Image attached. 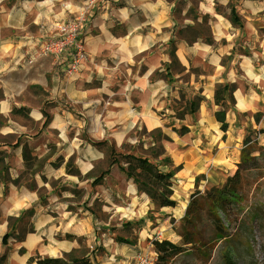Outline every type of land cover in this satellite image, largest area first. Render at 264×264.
Returning <instances> with one entry per match:
<instances>
[{
	"label": "crops",
	"instance_id": "obj_1",
	"mask_svg": "<svg viewBox=\"0 0 264 264\" xmlns=\"http://www.w3.org/2000/svg\"><path fill=\"white\" fill-rule=\"evenodd\" d=\"M232 8L240 25L232 23ZM205 16L207 32L196 40L179 33L200 30ZM81 17L87 60L77 71L36 54L45 30ZM263 64L264 0H0V255L7 252L8 264H29L36 253L58 257L84 238L91 264H137L146 251L144 235L138 243L118 242L112 228L141 218L151 201L130 180L135 190L125 200L139 214L110 213L117 197L110 206L107 191L114 188L104 186V177L114 164L107 168L106 146L96 143L106 140L124 154L137 146L147 151L156 130L166 137L161 143L170 165H159L162 156L151 161L163 171L176 168L175 205L158 207L155 224L145 225L152 226L153 239L186 245L171 223L160 221L175 217L177 206L181 221L195 190L218 192L235 171L246 129L257 127L254 113L264 112ZM219 83L234 90L216 103ZM193 97L198 102L191 114ZM44 103L50 120L42 126ZM23 144L42 163L39 171L24 173ZM69 160L79 175L66 173ZM94 172H104L100 184L92 185ZM25 225L22 241L1 243L5 233ZM152 248L147 252L155 254Z\"/></svg>",
	"mask_w": 264,
	"mask_h": 264
},
{
	"label": "trees",
	"instance_id": "obj_2",
	"mask_svg": "<svg viewBox=\"0 0 264 264\" xmlns=\"http://www.w3.org/2000/svg\"><path fill=\"white\" fill-rule=\"evenodd\" d=\"M232 23L240 25L237 21L233 8L230 12ZM208 17H203V25L200 30L187 32L180 30L179 33L185 36L189 42L196 40L199 34H202L204 25L207 23ZM204 40L212 43L213 40L206 36ZM174 49L171 50L173 55ZM234 86L229 84H217L214 92V101L219 103L231 97ZM198 97H193L187 105V111L193 113L197 107ZM44 103L42 114L45 126L50 115L47 113ZM25 109L24 107H21ZM178 108H182L179 106ZM27 110V109H25ZM185 108L176 109V116L181 117L184 114ZM16 112V110H12ZM216 118L221 122V128H226L224 112H216ZM256 128H247L246 134L242 140L239 159L236 163V169L225 178L224 184L218 192L214 188L195 190L186 204L184 214L181 218V226L176 228L173 226L178 236L184 237L192 235L196 237L202 246V256L207 259L212 257L214 251L216 253L217 264H238L236 259L239 258L238 244L246 248H250L253 240V225L254 218L260 216L262 210V200L264 198V144H260L259 136L264 134V112H256L253 115ZM181 133V131H179ZM154 138V145L147 148L146 156H137L132 153L120 154L113 150V145L108 144L106 140L99 141L97 145L106 146L109 150L107 156L108 168L114 163L120 164V169L132 178L137 186V192H144L148 195L151 203L157 207L174 206L175 201L172 199V177L176 170L168 169L163 171L158 164L152 162V159H157L163 153L162 139H166L165 135L160 130L150 133ZM16 141L15 145L18 144ZM22 158L24 165V173H35L40 170L42 163L36 160V157L30 153L26 144L22 145ZM71 160V159H70ZM66 164V173L79 175L76 167L71 165V161ZM120 162H123L120 163ZM159 165H170V159L162 156L159 160ZM4 168V166L2 167ZM104 173V172H103ZM103 173L95 176L92 185L101 183ZM30 188H34L32 184ZM249 202L248 205L246 203ZM251 214H249L248 209ZM24 214H32V210H26ZM125 224H138L137 222L127 221ZM26 225L18 232L13 230L5 233L1 239V243L5 244L9 237H12L16 242L23 240L27 231ZM78 242L80 247L72 249L70 252L63 253L58 257L41 256L39 253L28 258V263L36 261L37 264H91L90 258L87 256L88 249L81 245V240ZM116 241L131 243L132 240L123 237H117ZM153 250L156 254L158 264H171L179 256L194 255L196 251L192 245H179L164 238L161 240L151 239ZM21 252V250H20ZM0 264L7 263V252L0 255Z\"/></svg>",
	"mask_w": 264,
	"mask_h": 264
},
{
	"label": "rangeland",
	"instance_id": "obj_3",
	"mask_svg": "<svg viewBox=\"0 0 264 264\" xmlns=\"http://www.w3.org/2000/svg\"><path fill=\"white\" fill-rule=\"evenodd\" d=\"M203 32H207V28L206 25H204V30ZM3 120L0 117V125L2 124ZM264 139L260 138V142H263ZM138 151L137 152H132L133 154L137 155V156H146L147 151L145 148H142L141 146H137ZM114 151H117L116 149L113 148ZM163 153L161 154V156L164 155V149L161 150ZM116 153H120V154H124L123 152H116ZM131 153V152H130ZM109 154V150L106 147V162H107V168H108V159L107 156ZM150 160H153L151 157H149ZM123 164V162H120ZM72 164V163H71ZM117 164L120 168V164L119 163H114ZM99 172L102 170V168H98ZM98 172V171H97ZM96 172V173H97ZM95 173V172H94ZM95 173V174H96ZM99 174V173H97ZM26 178L23 181H26ZM130 180L133 182L132 178H130ZM135 184V183H134ZM102 187V185H100ZM136 186V185H135ZM137 189V186H136ZM109 197V201L110 202V206L113 205V200L118 197L117 192L114 189H109L107 191ZM140 194L144 196V192H141ZM147 195V194H146ZM148 196V195H147ZM142 200H139V204L142 205ZM249 202L246 203V205H248ZM152 205V210H148L141 218L137 215V216H131L129 217V219L125 218V221H130V222H137L138 224H132V225H128V224H123V226H118L120 227L119 229L116 228H112V230H114V236L113 239L116 240L117 237H123V238H128L132 241H134L135 243H138V241L140 240V235L143 234L144 238H146V242L144 238H141V246L144 247L146 249V251L144 252L145 254L150 255L151 257H155L156 259V254L153 253H148V247L151 245L150 240L153 239L152 238V226L150 225H145L147 221H152V224H155L154 221V215L155 212L157 210V206L154 205L153 203H151ZM93 207L96 210V214L98 217H101L103 215V213L101 212V206L100 204H94ZM248 209V206L246 207V210ZM151 211V212H150ZM176 214L175 217H170L169 220H166V222L164 221H160V223H162L163 225H168L169 223L172 224V226H175L176 228H179L181 226V221H177V217L180 215L181 211H179L178 206L175 208ZM249 214H251L250 210L248 209ZM116 217V216H115ZM118 220L117 218L115 219V221ZM180 220V219H179ZM158 225V224H157ZM253 227V240L250 244V248H246V250H244L243 248H245L244 246L239 245L238 244V251H239V258L236 259L238 261V264H264V198L262 200V210L260 212V216H257V218H254L253 222H252ZM103 232L100 230L99 231V235H101ZM106 234V233H105ZM139 238V239H138ZM81 245L86 249V244L84 241V238L81 240ZM192 245V249L195 252L194 255L191 256H186L185 258H179V256L175 259L174 262H170L171 264H217V260L216 259V253L217 251H214L212 254V257L210 259H207L206 261L204 260L205 258L202 256V246L197 243V244H189ZM88 249V248H87ZM153 249V248H152ZM89 250V249H88ZM97 254H102V248L99 247L97 252Z\"/></svg>",
	"mask_w": 264,
	"mask_h": 264
},
{
	"label": "built area",
	"instance_id": "obj_4",
	"mask_svg": "<svg viewBox=\"0 0 264 264\" xmlns=\"http://www.w3.org/2000/svg\"><path fill=\"white\" fill-rule=\"evenodd\" d=\"M83 18L55 23L45 30L37 48V55L51 57L55 62L65 63L66 72H75L87 60L85 40L82 33ZM32 60H29L31 62ZM264 74V64L262 66ZM137 264H158L155 257L139 254Z\"/></svg>",
	"mask_w": 264,
	"mask_h": 264
},
{
	"label": "bare ground",
	"instance_id": "obj_5",
	"mask_svg": "<svg viewBox=\"0 0 264 264\" xmlns=\"http://www.w3.org/2000/svg\"><path fill=\"white\" fill-rule=\"evenodd\" d=\"M104 186H112L119 193V197L114 200V208L110 209V213L120 211L125 215L139 214V211L135 209L134 202L129 204L125 200V196L133 193L135 189L132 182L128 178V174L121 170L117 164H114L111 170L105 175ZM182 241L186 245L200 244L199 240L194 236L190 237L186 235L183 237L181 242Z\"/></svg>",
	"mask_w": 264,
	"mask_h": 264
}]
</instances>
